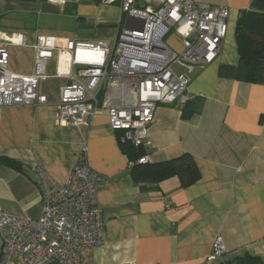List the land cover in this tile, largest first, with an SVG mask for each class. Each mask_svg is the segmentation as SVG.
<instances>
[{
  "label": "crops",
  "instance_id": "obj_1",
  "mask_svg": "<svg viewBox=\"0 0 264 264\" xmlns=\"http://www.w3.org/2000/svg\"><path fill=\"white\" fill-rule=\"evenodd\" d=\"M81 1L0 0V44L12 33H21L28 44L7 48L9 70L32 74L31 46L39 36L55 37L60 46L67 40L111 44L118 9ZM194 1L228 7L230 28L217 59L191 78V115L184 119L183 107L157 105L146 157L148 165H155L190 156L198 181L186 188L176 174L157 183L137 181L106 111L89 127L59 124L61 88L71 82L58 76L65 69L55 56L40 86L46 104L0 108V156L23 167L0 165V212L37 220L42 211L37 169L64 186L85 147L90 167L109 180L97 193L103 241L94 250L93 264H208L205 259L218 237L226 253L210 264H228L245 254L264 260V84L219 75L221 66L239 62V9H250L254 0L232 14L231 0ZM173 39L181 52L180 39ZM107 98L117 106L134 101L121 87L104 90L100 107ZM0 248L1 255L2 240Z\"/></svg>",
  "mask_w": 264,
  "mask_h": 264
},
{
  "label": "built area",
  "instance_id": "obj_2",
  "mask_svg": "<svg viewBox=\"0 0 264 264\" xmlns=\"http://www.w3.org/2000/svg\"><path fill=\"white\" fill-rule=\"evenodd\" d=\"M101 4L116 7L120 13L113 42L67 40L60 46L55 37L39 36L31 46L34 68L30 75L9 70L7 48L28 46L24 36L12 33L2 39L0 108L46 104L40 86L48 78V62L57 56L59 66L65 69L58 76L71 82L61 88L57 122L89 127L100 111H106L121 144L147 149L157 105L183 107L189 101L191 78L220 53L230 10L194 0H101ZM171 34L180 39L181 52L167 45ZM115 87L127 89L134 101L117 106L107 98L100 107L101 93ZM147 162L145 156L137 163ZM36 172L41 216L34 220L0 212V264H93L94 250L103 241L97 193L108 185V178L90 167L85 147L78 153L64 186L44 169ZM225 253L226 247L218 237L206 263Z\"/></svg>",
  "mask_w": 264,
  "mask_h": 264
},
{
  "label": "trees",
  "instance_id": "obj_3",
  "mask_svg": "<svg viewBox=\"0 0 264 264\" xmlns=\"http://www.w3.org/2000/svg\"><path fill=\"white\" fill-rule=\"evenodd\" d=\"M80 3L101 4V0H83ZM235 38L239 62L236 66H221L220 77L252 84H264V0H254L249 10L240 11ZM188 104L189 101L183 106L182 117L184 119L191 115L187 109ZM120 145L129 157L130 163L134 164L132 175L139 182L157 183L176 174L181 179L182 187L186 188L197 182L200 177L190 156L155 165L138 164L141 158L147 156L146 149L134 147L131 143H120ZM0 165L17 171L23 168L20 162L1 156ZM228 264H264V260L245 254Z\"/></svg>",
  "mask_w": 264,
  "mask_h": 264
},
{
  "label": "rangeland",
  "instance_id": "obj_4",
  "mask_svg": "<svg viewBox=\"0 0 264 264\" xmlns=\"http://www.w3.org/2000/svg\"><path fill=\"white\" fill-rule=\"evenodd\" d=\"M248 4L250 5V0H231V14L235 12V9H239V7H242V6H248ZM251 7V5H250ZM249 9L246 8V9H239V11H244V10H247ZM239 11L237 12V14L239 13ZM232 19V18H231ZM113 21V20H112ZM111 21V22H112ZM117 20L113 21V23H115ZM228 27L230 28V20L228 21ZM118 24V22L116 23V25ZM109 29H113V27H110ZM229 31V30H228ZM109 38V37H108ZM177 41L175 39H173V34H171L167 40H166V43L168 46L172 47L175 51L178 52V49H179V45H178V42L176 43ZM0 247H1V240H0ZM1 250V248H0Z\"/></svg>",
  "mask_w": 264,
  "mask_h": 264
}]
</instances>
